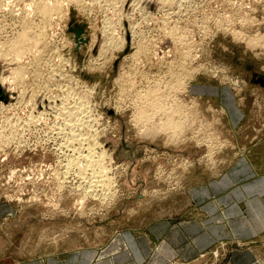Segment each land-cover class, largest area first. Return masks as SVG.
<instances>
[{
    "label": "rangeland",
    "instance_id": "1",
    "mask_svg": "<svg viewBox=\"0 0 264 264\" xmlns=\"http://www.w3.org/2000/svg\"><path fill=\"white\" fill-rule=\"evenodd\" d=\"M40 1L0 0L9 85L0 100V264L77 249L95 253L92 264L124 249L125 232L139 240L158 220L189 217V183L264 136V0ZM20 32L26 47L14 55ZM177 109L184 127L153 130L182 119ZM197 132L209 140L191 138ZM234 249L264 264V233L165 264H234Z\"/></svg>",
    "mask_w": 264,
    "mask_h": 264
},
{
    "label": "crops",
    "instance_id": "2",
    "mask_svg": "<svg viewBox=\"0 0 264 264\" xmlns=\"http://www.w3.org/2000/svg\"><path fill=\"white\" fill-rule=\"evenodd\" d=\"M187 194L193 211L189 217L158 220L139 240L125 232L121 235L124 249L92 264H165L178 258H200L218 243L256 241L264 233V136L215 175L189 183ZM85 252L77 249L64 259L49 255L13 264H89L95 253L88 256ZM231 253L234 264L254 262L255 255L244 249Z\"/></svg>",
    "mask_w": 264,
    "mask_h": 264
},
{
    "label": "bare ground",
    "instance_id": "3",
    "mask_svg": "<svg viewBox=\"0 0 264 264\" xmlns=\"http://www.w3.org/2000/svg\"><path fill=\"white\" fill-rule=\"evenodd\" d=\"M34 1V0H33ZM38 1V0H37ZM43 0H41L40 2H42ZM45 1V0H44ZM48 1V0H47ZM165 1H167V0H165ZM32 2V1H31ZM50 2V1H49ZM48 2V3H49ZM56 2V1H55ZM6 3V2H5ZM33 3H35V2H33ZM57 3V2H56ZM29 5L31 4V3H28ZM46 4V3H45ZM55 4V3H54ZM53 4V5H54ZM59 4V3H58ZM33 5V4H32ZM34 5H36V4H34ZM33 5V6H34ZM44 5V4H43ZM51 5V4H50ZM57 4H55V6H56ZM26 6V5H25ZM31 6V5H30ZM30 6H29V8H30ZM47 5H44V6H40L39 7V12L38 13H41L42 15H46V14H48V12L50 11L47 7H46ZM52 6V5H51ZM50 6V7H51ZM53 7V6H52ZM6 8V7H5ZM57 8L59 9V7L57 6ZM53 10H54V8H53ZM56 11V13H57V9L55 10ZM19 12V11H18ZM27 13V12H26ZM52 13V12H51ZM49 15H51V14H49ZM41 16V15H40ZM45 17V16H44ZM51 17V16H50ZM41 18V17H40ZM43 18V17H42ZM48 18V17H47ZM33 20V19H32ZM47 20V19H46ZM23 21H24V19H23ZM44 23V22H43ZM25 24H27V23H25ZM29 24V23H28ZM24 27V26H23ZM27 27V25H25V27H24V29ZM28 29V28H27ZM23 30V29H22ZM42 30V29H41ZM32 31V30H31ZM24 32H26V29L24 30ZM24 32H20L23 36H19V37H22V38H20V39H18V38H16V39H18V40H16V41H14L13 43H12V45H13V49H15V51L14 50H12V51H14L15 52V54L14 55H16V54H18L19 53V51L20 52H23V50H22V48L19 46V44L20 43H22L23 41H24V39L23 38H25V40L26 39H28L24 34ZM33 32V31H32ZM19 33V34H20ZM26 33H29V29L27 30V32ZM36 33V32H35ZM34 33V34H35ZM41 33V32H40ZM20 34V35H21ZM27 35V34H26ZM40 35V34H39ZM55 35V34H54ZM36 36V35H35ZM32 37V36H31ZM37 37V36H36ZM40 37V36H39ZM39 37H37L38 38V40H39ZM41 38V37H40ZM23 39V40H22ZM33 39V38H32ZM35 40V39H34ZM22 41V42H21ZM27 41V40H26ZM36 41V43H37V39L35 40ZM34 41V42H35ZM25 42V41H24ZM24 42H23V44H24ZM43 43V42H42ZM107 43V42H106ZM6 44H8V43H6ZM21 45V44H20ZM30 45V44H29ZM4 46V45H3ZM35 46V45H34ZM9 47H11V46H9ZM9 47L7 48V49H9ZM24 47H26V43L24 44ZM21 48V49H20ZM26 48H24V51H26L25 50ZM6 50V49H5ZM22 50V51H21ZM28 50V49H27ZM3 52V51H2ZM11 52V51H10ZM27 52V51H26ZM26 52H24V53H26ZM12 53V52H11ZM13 54V53H12ZM22 53H20V55H21ZM190 55V54H189ZM19 56V55H18ZM22 56V55H21ZM26 56V55H25ZM185 56H187V55H185ZM5 57V56H4ZM15 57H17V56H14V58ZM17 60L18 59H20V57H17L16 58ZM181 59V58H180ZM179 59V60H180ZM3 60V59H2ZM182 61V60H181ZM182 62H185L184 60L182 61ZM177 63V62H176ZM186 63V62H185ZM21 65V64H20ZM184 65V64H183ZM183 65H181V67L183 66ZM178 68V67H177ZM20 68H18V70H19ZM175 69H176V67H175ZM17 70V71H18ZM23 70V69H22ZM14 71V70H13ZM14 72H16V71H14ZM20 72H21V70H20ZM174 72V71H173ZM19 73V71L16 73V74H18ZM175 73H178L177 71L175 72ZM190 74V73H189ZM14 75V74H13ZM12 75V76H13ZM179 75H180V77L181 78H183L182 76V73L180 74V72H179ZM179 75H178V77H179ZM182 75V76H181ZM185 75V74H184ZM11 76V75H10ZM16 76V75H15ZM14 76V77H15ZM18 76H19V74H18ZM186 76H187V74H186ZM7 77V76H6ZM188 77V76H187ZM13 78V77H12ZM20 78H23V77H20ZM175 79V80H177V81H175L176 83L175 84H173L172 85V87H170V88H173V89H175V90H178V89H180V87H181V81H182V79ZM7 78H4V76H0V100H4V101H7V92H9V89H8V87H9V85L7 84V80H6ZM15 79V78H14ZM13 79V80H14ZM17 79V78H16ZM13 80L11 81L10 79H9V81H11V82H13ZM15 81V80H14ZM22 82V81H21ZM184 84V83H183ZM76 86V85H75ZM170 86H171V84H170ZM64 87V86H63ZM168 87V86H167ZM169 88V89H170ZM12 89V88H11ZM173 89H171L172 91H173ZM182 89H184V88H182ZM170 90V91H171ZM71 92H73V91H71ZM75 96V95H74ZM161 97V96H160ZM155 100V99H154ZM67 101V100H66ZM76 101H74V103H75ZM3 103V102H2ZM73 103V102H72ZM182 104V103H181ZM192 104H194V106L196 105V103H194V101H192ZM2 105V104H1ZM76 105V104H75ZM144 105V104H143ZM146 105V104H145ZM73 106V105H72ZM77 107H79L78 105H76ZM169 106V105H168ZM179 106H181V105H179ZM178 106V107H179ZM77 107H74V108H72V109H74V113L76 112V110H77ZM171 107V106H170ZM185 107V106H184ZM196 107V106H195ZM195 107H193V108H195ZM80 108V107H79ZM191 108V107H190ZM81 109V108H80ZM144 109V108H143ZM185 109V108H184ZM62 110V109H61ZM79 110V109H78ZM140 110V109H139ZM142 110V109H141ZM140 110V111H141ZM175 110V109H174ZM178 110V109H177ZM195 110V109H194ZM64 111V110H63ZM69 111V113H70V110H68ZM73 111V110H72ZM80 111V110H79ZM153 111V110H152ZM164 111V110H163ZM178 111H181V110H178ZM145 112V111H144ZM184 111H181V112H177V116H175L176 118L175 119H177L178 118V114H181V115H183L182 117H181V115H179V117H181L182 119H178V120H175V121H173L172 119H170V116H169V118H165L166 119V121H165V119L163 120V121H165L164 122V125H162V126H156V127H154V131H156V129H159V130H162L163 128H165V129H168V127L170 128L171 127V129L173 128V127H176V128H178V127H182V125H183V127H184V124H183V122L184 123H186L187 122V120H186V122L183 120L184 119V117H185V112L183 113ZM72 113V112H71ZM169 113H170V111H169ZM176 113V112H175ZM73 114V113H72ZM161 114V113H160ZM172 114V113H171ZM191 114V113H190ZM258 114H260V113H257V115ZM264 114V113H263ZM87 115V114H86ZM139 115V114H138ZM144 115V114H143ZM155 115V114H154ZM174 115V114H173ZM194 115V114H193ZM79 116V115H78ZM81 116V115H80ZM255 116H256V114H255ZM71 117V116H70ZM75 117V116H74ZM142 117V116H141ZM144 117V116H143ZM145 117H147V116H145ZM257 117V116H256ZM77 118V117H76ZM75 118V119H76ZM81 118V117H80ZM79 118V119H80ZM87 118H88V116H87ZM91 118V117H90ZM150 118V117H149ZM152 118V117H151ZM171 118H172V116H171ZM174 118V117H173ZM187 118V117H186ZM260 118V117H259ZM66 119V118H65ZM195 119V118H194ZM77 120H78V118H77ZM77 120H74V118H73V121H77ZM141 120V119H140ZM169 120V121H168ZM189 120V119H188ZM159 121V120H158ZM162 121V122H163ZM68 122V121H67ZM72 122V121H71ZM79 122V121H78ZM162 122H160V124H163ZM200 122V121H199ZM142 123V122H141ZM194 123V122H193ZM209 123V122H208ZM72 124V123H71ZM78 124V123H77ZM80 124H81V121H80ZM156 124H158V123H156ZM200 124V123H199ZM204 124V123H203ZM75 125V124H74ZM79 125V124H78ZM159 125V124H158ZM186 125V124H185ZM194 125V124H193ZM80 126V125H79ZM85 126H86V124H85ZM196 126V125H195ZM201 126V125H200ZM67 127V126H66ZM88 127V126H87ZM163 127V128H162ZM206 127V126H205ZM208 127L209 126H207V128H205V129H207L208 130ZM210 127H212V126H210ZM191 128H192V126H191ZM79 129V128H78ZM83 129H84V127H83ZM186 129V128H185ZM194 129V128H193ZM212 129H213V127H212ZM211 129V130H212ZM180 130H182L181 128H180ZM154 131H152V132H154ZM162 131H164V130H162ZM177 131V130H176ZM175 131V132H176ZM200 131V130H199ZM202 131V130H201ZM206 131V130H205ZM151 132V133H152ZM161 132V131H160ZM174 131L172 132L173 134L175 133ZM181 132V131H180ZM183 132V131H182ZM181 132V133H182ZM185 132V131H184ZM196 132V131H195ZM195 132H193V133H195ZM208 132V131H207ZM212 132V131H211ZM210 133V132H209ZM77 134H79V133H77ZM198 134V135H197ZM197 134H193V135H190L191 136V138H196L197 139V141H202L203 139H205L207 136H206V134L203 132V133H198L197 132ZM205 134V135H204ZM152 135V134H151ZM175 135V134H174ZM179 135V134H178ZM208 135H211V134H208ZM155 136V135H154ZM170 136H172V135H170ZM169 136V137H170ZM183 136V135H182ZM189 136V137H190ZM216 136V135H215ZM214 136V137H215ZM80 137V136H79ZM152 137V136H151ZM173 137V136H172ZM171 138V137H170ZM77 139H78V137H77ZM177 140V139H176ZM205 140H209V139H205ZM215 140V139H214ZM92 155V154H91ZM86 156V155H85ZM93 161V160H92ZM91 161V162H92ZM96 161V160H95ZM96 164H98L97 163V161L95 162ZM90 164V163H89ZM91 166L93 165V163L92 164H90ZM97 166V165H96ZM99 167H100V165H98ZM94 167V166H93ZM105 171V170H104ZM97 174H95V176H96ZM107 176V175H106ZM99 177V176H98ZM97 182L99 183V180H97Z\"/></svg>",
    "mask_w": 264,
    "mask_h": 264
}]
</instances>
